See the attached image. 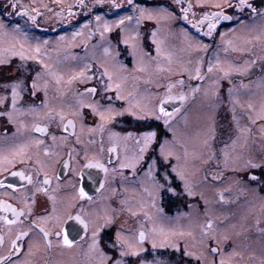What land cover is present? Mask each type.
<instances>
[{"label": "rangeland", "instance_id": "374dc122", "mask_svg": "<svg viewBox=\"0 0 264 264\" xmlns=\"http://www.w3.org/2000/svg\"><path fill=\"white\" fill-rule=\"evenodd\" d=\"M14 1L22 7L13 8ZM190 1L196 6H213L229 0ZM115 2L121 7H112L111 0H83V4L79 0H0V23L9 33L0 32V47L14 43L19 49L23 44L26 54L38 55V60L21 61L14 57L10 64L0 65V96L8 98L7 106H0V112L5 113L0 115V134L6 133L7 145L11 146L8 144L10 139H25L26 135L33 134L35 121L48 123L55 137L54 145L63 139V120L72 117L77 122L75 140L78 143L82 142L81 133L88 132L91 136L101 135V146L113 141L118 144L120 157L114 165V179H110L98 199L103 211L101 216H90L94 230L97 220L103 223L110 219L113 210L110 202L114 200V243L117 231L123 237L136 240L139 238L137 231L142 229L146 238L141 247L155 253L167 252L164 262L171 261L168 257L174 252L176 255L181 253L183 264H221L222 261L223 264H264V124L255 126L254 123L264 117V84L261 83L264 80V17L259 9L255 14L249 11L244 20L239 21L241 17L237 16L236 25L218 28L212 34L214 36L208 37L205 35L207 27L197 32L182 24L181 9L188 7L187 2L133 0V5L127 0ZM261 2L264 4V0ZM140 8L151 10L154 15L166 8L171 15L144 19L139 25L135 21H125L122 32L115 22L124 16H139ZM192 9L194 16L205 13ZM29 16H36L35 22ZM96 16H101L102 20L97 22ZM104 21L109 22L111 31L104 32L102 38ZM17 28L18 32L12 31ZM153 31L157 43H153ZM124 38L137 45L135 52L121 42ZM145 38L150 45L144 44ZM225 41H232L237 50L228 48L225 51ZM37 45L41 49L39 54L31 51ZM105 48L109 50L107 54ZM128 56L129 64L125 61ZM245 61H255L246 72L233 71L226 76L219 71L228 64L243 68ZM210 62L213 65L211 73L208 72ZM42 64L49 65L50 69H44ZM257 64L262 65V70L256 67ZM86 65L90 66L87 70ZM18 66L22 70L20 73L16 72ZM197 67L204 79L197 78ZM105 70L112 75L111 89H108L109 81L103 75ZM82 71L92 78L82 80L78 76ZM37 73L41 74V79L36 95L21 91L16 105L18 111H12V122H9L7 112L12 110L11 90L3 85L19 76L31 86ZM254 74L259 75L248 79ZM177 81H183V84ZM162 83L164 87L159 88ZM116 85H119L118 90ZM169 85L172 86L171 92L168 91ZM87 88L97 91L87 93ZM181 90L188 96L186 102L177 108L179 111L172 112L174 115L166 125L169 134L160 141L167 142L172 155L165 169L156 168L159 173L168 171L175 194L166 190L155 194L152 179L146 175L148 166L139 174L120 168L126 156L130 158L138 154L134 133L125 139L130 133L128 128L118 129V124L112 127L111 121L103 129L99 128V117L92 115L90 109L82 108L81 102L96 101L117 111L130 105L133 111H138L135 106L147 105L158 113L161 97ZM117 91L122 99H117ZM77 112H82L83 118ZM121 117L133 115L129 112L117 115L114 124ZM113 133L117 135L113 136ZM95 139L82 142L86 143L85 156L98 157L100 147ZM59 143L65 144L64 139ZM158 152L161 157L159 147ZM249 161L259 163L261 167H250ZM173 165L184 175V180L178 179L171 171ZM250 175L258 179L250 181ZM174 181L177 185L172 184ZM185 182L191 195L185 191ZM162 196L168 199L172 208L169 213L162 206ZM97 207L96 204L94 209ZM209 221L212 222L211 229L207 228ZM205 231L215 239L205 237ZM91 242L87 244L86 264H99V255L90 248ZM153 242L156 248H153ZM162 243L165 247H160ZM172 244H176L179 250L173 249ZM211 246L217 251L212 252ZM32 250L35 253L46 251L41 243L34 244ZM185 250L194 255L185 256ZM103 251L111 257L110 253ZM156 255L143 257L142 251L140 259L135 261L138 264L140 260L160 261ZM128 257L121 258L118 248H114L113 261L123 259L125 264ZM60 264H64V260H60Z\"/></svg>", "mask_w": 264, "mask_h": 264}, {"label": "flooded vegetation", "instance_id": "af4514ba", "mask_svg": "<svg viewBox=\"0 0 264 264\" xmlns=\"http://www.w3.org/2000/svg\"><path fill=\"white\" fill-rule=\"evenodd\" d=\"M181 1L182 3L187 2L188 7L190 5L191 9L194 7L196 12H198L197 10H201L205 13H212L220 10L214 7V5L196 6L190 0ZM252 1L253 0H250V3H252L253 7L259 9L258 11H260V8H263L262 5L264 4L261 0ZM238 2L239 0H229L228 3H226L235 5ZM14 3L18 4L16 1H14ZM224 5L225 4L221 5V7H224ZM190 8L186 14L187 20H181L182 24L197 32L205 29L207 23L193 27V25L200 20L202 15L199 17L198 15H192L194 11L193 9L190 10ZM225 11L226 14L232 16L233 19L220 21L216 25L215 30L218 28L221 29L225 26L230 28L238 23V21L236 22L235 17L240 16L241 19L239 21H241L247 17L249 11L252 13L247 7L242 10H237L235 7L225 8ZM181 14L182 16L185 15L183 12H181ZM214 32L215 31H213V33ZM144 44L146 46L150 45L146 38ZM244 53L245 52L242 54L244 55ZM125 61L128 64L130 63L131 60L129 56L125 57ZM256 67L259 70H262V65L257 64ZM21 71L22 70L20 69V72ZM258 75L254 74V76L248 79H254L258 77ZM202 76L204 77V75ZM244 80H246V78ZM28 84L29 83L27 82V85ZM147 85L148 87H152L151 83H147ZM163 87V83L159 85V88ZM183 93L186 96L181 105L172 110L165 109L168 113H172L175 109L179 108L186 102L188 96L184 90H181L178 93H169L162 96L159 100V105L164 97L168 95H180ZM26 94L30 95L31 89L26 90ZM68 118L72 117L65 118L62 124V131L64 132L62 135L65 142L63 145H59V141L62 142L63 140L62 138V140L56 141L53 145L52 142L54 141V135L52 134L51 126L48 123L38 121H35L32 125L33 136L28 134L25 136V139H10L8 144L11 146L7 145L5 138L6 133L0 134V153L2 152L0 154V162L3 163L0 164V204L11 205L18 211L24 210L25 212V215L21 216L19 221L11 226L6 225L4 221L0 219V238H2V242H0V256L6 257V260H0V264H60V260H64V264H86L87 244L92 241L93 232V222L91 221L92 219L90 216L91 214L92 216L93 214L101 216V212L103 211L102 203H99L98 199L108 187L110 179H114V165L120 157V152L118 144L114 143V141L103 145V149V146H101L102 139L99 133H97L96 136H91L90 133L83 132L80 136L82 137V142H88L90 139L96 137L97 139H95V142L98 147H100L98 157L85 156L84 147L86 143H78L75 140L78 131L76 119L72 118L74 126L67 129L65 125ZM254 123L255 126L264 124V118L256 119ZM38 125H43V129L46 132L36 131L35 128ZM111 126H116L118 129H121L122 127L125 129L127 127L128 132L134 133L135 135L134 144H136V139L139 138V135L143 132L155 131L157 133L155 140L145 153L144 159L137 164L136 169L121 168L122 171L139 174L149 166L151 160L157 162L156 168L158 170L166 168L168 162L163 161L158 152L160 141L166 138L169 134L163 117L161 119H156L151 116H146L144 119H138L135 116L121 117L115 122V124L114 119L111 120ZM37 140L41 141L42 144L40 143L38 145L36 143ZM72 141H74V143ZM70 142L73 144L70 145ZM114 146L116 150L115 160L114 151H109L110 148L114 149ZM136 146L139 148V145L136 144ZM21 149H23L22 152L20 151ZM46 151L48 153L47 155H45ZM6 160L7 162H4ZM97 162L100 167L95 166ZM89 164L92 166H88ZM103 169H107V171L103 172L101 178V185L103 186L94 193H88L86 188L82 185L83 175L84 177L89 178L88 181H91L97 178L96 176H98ZM13 172H22L25 176H31L32 183H29L28 180L21 179L20 176H13L11 174ZM45 177L49 179L47 185L43 184ZM9 185H12V187H9ZM93 188L94 186H92V189ZM81 189H83L85 193L84 198H81L79 195ZM49 197H52V199H49ZM96 204L98 207L97 209H94ZM110 205L113 207V210H111L109 215L112 222L101 230L99 247L110 253L113 260L114 248L110 247V245L114 243V228L116 227L114 225V200L110 202ZM28 208H31L30 214L27 211ZM0 217L13 219L11 211L7 208H0ZM77 217H79V219H77ZM81 221H83V223ZM85 223L88 225L87 228L84 226ZM100 223L102 222L100 221ZM41 228L48 233L47 241L44 239L43 233L40 231ZM20 231H29V235L22 237L17 242V246L20 249L19 252H9V249L11 248V240L15 239ZM139 231L143 230L139 229L137 231L138 237ZM65 235L70 241H72L71 247L63 244V238ZM39 243L45 247V253H35L32 249L30 253V245L34 246V244ZM214 247L215 246L211 249ZM215 249L217 248L215 247ZM166 253L167 252L165 251H156L155 253L154 251H147L144 248L143 257L157 254L156 256L162 260L163 264H183L181 253H177L176 255L174 252H171L172 254L169 252L171 255H169L168 258L171 261L164 262L163 257L166 256ZM137 259H140V256H129L128 261H126L125 264H138V262L135 261ZM187 264L198 263L187 262Z\"/></svg>", "mask_w": 264, "mask_h": 264}, {"label": "snow or ice", "instance_id": "6c2138e0", "mask_svg": "<svg viewBox=\"0 0 264 264\" xmlns=\"http://www.w3.org/2000/svg\"><path fill=\"white\" fill-rule=\"evenodd\" d=\"M79 2L81 4H83V0H79ZM97 2H101V0H97ZM129 5H133V0H127ZM177 3H179V0H176ZM112 3V7L114 8H119L121 7L120 4H117L115 2V0H111ZM13 8L16 7H22L16 3L12 4ZM71 7V6H70ZM191 6L189 5V7L186 8H182L181 11L183 13H185V15L182 17L183 19L187 20V12L189 11V8ZM214 7L220 9L219 11L216 12H212V13H204L202 15V17L200 18V20L197 21L196 24L193 25V27H197V25H203L205 23H207V28L208 31L205 33V35L207 36H211L213 34V31L216 28V25L222 21V20H231L233 19L232 16H229L226 14L225 8H232L235 7L237 10H242L243 8L247 7L249 8L253 14H255L257 12V9L255 7H253L252 3H250V0H239V2L235 5L232 4H227L225 3L224 7H221V5L219 3L215 4ZM33 12H36V9H32ZM136 11V7H133V12L135 13ZM139 16H135V15H131V16H124L121 17L119 20H117L115 23L117 25V27H120L121 31H124V25H125V21L128 22H132L135 21L136 25H139L141 23L142 20L147 19V20H152V19H156L158 16H170L171 13L165 8V9H160L156 15L153 14V12L151 10L148 9H144V8H140L139 9ZM27 14V13H24ZM39 14V13H37ZM71 15V12L69 13ZM57 15H59V13H57ZM260 15L261 17H264V8H262L260 10ZM29 19L32 20L33 22H35L36 20V16H29ZM97 20V22L102 20L101 16H96L95 18ZM13 32H18L19 29H13ZM111 31V25L109 24L108 21H104L103 23V32L101 33V37L103 38V34L104 32H109ZM0 32H3L5 35H8L9 33L6 31L5 29V25L3 23H0ZM81 33H75L74 35H80ZM155 36L156 33L155 31H153L152 33V37H153V43H157L155 40ZM224 34L221 33V37H223ZM90 38V37H89ZM64 38L61 37V40H63ZM132 40L135 39V37L131 38ZM257 39H259V37H257ZM122 43H124L125 45H128L129 47L132 48L133 52H135L137 45L135 43H130V39L129 38H124L121 41ZM47 43V42H45ZM226 44V48L225 51L228 50V48H232L233 51L237 50L235 48V46L233 45L232 41H225ZM204 47H207L206 45ZM33 53L35 54H39L41 49L40 46L37 45L35 48H33L31 50ZM105 53H108V49L105 48ZM160 49L159 46H157V52L159 53ZM14 57H19V59L21 61H25V60H38V55H28L26 54L25 50H24V45L21 44L20 48L17 49L16 45L14 43L10 44V46L8 47H0V65H8L12 62V58ZM219 60H217V65H219ZM255 61H252L251 63H249L248 61H245V66L243 68L240 67H236L232 64H228L227 68H219V71L223 72L226 76L233 72H246L248 67L251 66V64H254ZM42 67L46 70L50 69V66L47 64H42ZM86 70L90 68L89 65H86ZM213 71V65L211 64V62L209 63L208 66V72L211 73ZM16 72L19 73L20 72V67L18 66L16 69ZM49 74H51L49 72ZM104 76L107 77L109 84H108V89L112 88V75L105 70L103 73ZM196 75L197 78L199 79H204L203 76H200V68L197 67L196 68ZM78 76L84 80V79H91V76H87L86 75V71H82L80 73H78ZM76 77H73L72 79H75ZM41 79V74L37 73L36 77L32 79L31 81V95L35 96L36 95V90L39 89V83L38 81ZM57 83H59V78H57ZM177 83L179 84H183V81H177ZM213 83L215 84L216 81H213ZM262 84H264V80L261 81ZM5 88H10L11 90V111L7 112L8 115V119L9 122H12V111H18V109L16 108L17 105V101L18 98L20 96V92L24 91V90H28V85L26 83V80L22 77H17L16 79L12 80L10 83H6L3 85ZM117 90L119 89V85H116ZM171 88L172 86L169 85L168 87V91L171 92ZM96 89L95 88H87L85 89V92L87 93H92L95 94L96 93ZM195 91V89H194ZM232 89H229V93L231 94ZM83 95V94H81ZM45 96H47V92L45 91ZM123 97L120 96L119 91H117V99H122ZM7 97L6 96H0V106H7L6 105V101H7ZM167 100H172V99H178L183 101L185 99V97L181 94L179 96H175L173 97L172 95H168L166 97ZM165 103V99H162L160 101V107L158 108V113L156 110L154 109H149V107L147 105L144 106H135L137 107L139 110L138 111H133L132 107L130 105L129 108L127 109H123L121 111H117L115 108L111 107V106H103L101 105L99 102L96 101H90V102H81V107L82 108H88L91 110L92 115L94 116H98L101 124L98 126L99 128L103 129L104 125L108 122H110L111 120H113L117 115H123L124 112H129L131 115L137 117L138 119H144L146 116H155L156 119H161L162 117L164 118V123L165 125H168L169 123V119L171 118L172 115H174V113H168L165 108L162 106ZM249 107H251V105H249ZM176 111H179V109H177ZM4 112H0V115H4ZM78 116H80L81 118H83V113L82 112H77L76 113ZM235 118V117H234ZM264 118V117H261ZM254 122V121H253ZM69 124H71L72 122L69 121ZM68 125H65V127H67ZM36 131H44L43 128H40L39 126H37L35 128ZM91 131V129H90ZM113 136H116L117 134L113 133ZM132 134L128 133L127 136L125 137V139H127L128 137H131ZM157 136V133L155 131H146L140 134L139 138L136 139V144L139 145L138 148V154H134L132 157H125L121 163H120V168H131L133 170L136 169L137 164H139L143 159H144V155L145 153L148 151L149 147L152 145L153 141L155 140ZM53 139H55V137H53ZM36 143L39 145L40 143H42L41 141L37 140ZM21 152L23 151V149L20 150ZM109 151H114V149H109ZM159 151L161 154V157H163L165 162H168V158L172 155L171 151L167 149V142H163L160 143L159 145ZM20 154V153H17ZM47 151L45 152V155H47ZM6 159V158H5ZM156 164L157 162L155 160H153L149 166L148 169L146 171V175L152 179V183H153V188L155 191V194H160L162 190H166L169 193L175 194L174 189L172 188L171 184H170V177H169V173L167 170H165L163 173H159L156 170ZM250 167L253 168H259L261 167V164L259 163H252V161L248 162ZM88 166H92L91 164H89ZM97 167H100L99 163L97 162L96 165ZM105 171H107V169H105ZM172 172L176 173V176L178 179L180 180H184L185 177L184 175L177 171L176 166L173 165ZM13 176H20L21 179L23 180H28L29 183H32V178L31 176H25L24 173L22 172H13L11 173ZM158 177V178H157ZM213 179H218V177H213ZM258 178L255 175H250L249 176V180L250 181H255ZM49 183V179L47 177H45V179L43 180V184L47 185ZM103 186V185H101ZM9 187H12V185H9ZM42 190V189H41ZM185 191L191 195V190L189 188V185L185 182ZM151 194V193H150ZM81 198H84L85 193L83 191V189L80 190L79 193ZM49 199H52V197H49ZM221 199H223V195H221ZM34 202V201H33ZM0 208H7L9 211H11L13 219H8L7 217H0V219H2L4 221V223L8 226H11L15 223H17L19 221V218L21 216L25 215L24 210H17L16 208L12 207L11 205H3L0 204ZM29 212V214L31 213V208H28L27 210ZM77 219H79V217H77ZM83 223V221H81ZM112 221L110 219H106L103 223H100L98 220L96 221L95 225H94V230L92 232V242L90 245V248L92 250H94L95 252L98 253L99 255V264H124L123 259H115L114 261L112 260L111 257L107 256L105 254V252L99 247L100 245V240H99V236H100V232L101 230L108 226ZM85 228L88 227V225L85 223L84 224ZM207 228L211 229L212 228V222L209 221L207 224ZM40 231L43 233V237L44 239L47 241L48 240V233L46 231H44L42 228L40 229ZM29 235V231H20L15 239L11 240V248L9 249V252H19L20 249L17 246V242L25 236ZM59 235V234H58ZM204 236L205 237H209V233L207 231L204 232ZM145 233L143 231H141L139 233V238L136 240L127 238V237H123L121 235L120 231H117L116 233V240L115 243L111 244L110 247L113 248H118L119 250V256L121 258H123L124 256H133V257H139L140 253L143 251V248L141 247V245L143 244V241L145 240ZM227 238V237H225ZM209 239H215L214 236L209 237ZM0 242H2V238H0ZM63 244L65 246L71 247L72 246V241H70L68 239V237L65 235L63 238ZM153 248H156L157 245L155 242H153ZM32 245H30L29 251L31 253V249H32ZM160 247H165V245L162 243L160 244ZM171 247L173 249H176L177 251L178 246L176 244H172ZM212 252H216L217 249L213 248L211 249ZM184 255L185 256H190V255H194V253L189 252L187 250L184 251ZM0 260H6V257L0 256ZM140 264H163L162 261H154V262H146L144 260H140ZM221 264H223V261L221 262Z\"/></svg>", "mask_w": 264, "mask_h": 264}, {"label": "water", "instance_id": "95a60500", "mask_svg": "<svg viewBox=\"0 0 264 264\" xmlns=\"http://www.w3.org/2000/svg\"><path fill=\"white\" fill-rule=\"evenodd\" d=\"M182 95L184 97L186 96L184 93ZM172 96L175 97V96H179V95H172ZM166 97L163 98V99H165V103L162 105L166 110H172L175 107H178L179 105H181L183 103V101H184V100L181 101V100H178V99L167 100ZM69 121H71L72 123L69 124L68 123ZM66 125H68L66 127L67 129H69L70 127H73L74 126L73 119L72 118H68L66 120ZM38 126L40 128H44L43 125H38ZM44 132H46V131H44ZM115 158H116V150H115V146H114V160H115ZM104 171H105V169L101 170L100 173H99V175L96 176L97 178H95L93 180L90 179L91 181H88L89 178H86L83 175L82 185L84 186V188H86V190H87L88 193H92V192L94 193V192H96L101 187V184H102V179L101 178H102V174H103ZM92 186H94L93 189H92ZM140 232L141 231H139V233Z\"/></svg>", "mask_w": 264, "mask_h": 264}, {"label": "trees", "instance_id": "16d2710c", "mask_svg": "<svg viewBox=\"0 0 264 264\" xmlns=\"http://www.w3.org/2000/svg\"><path fill=\"white\" fill-rule=\"evenodd\" d=\"M172 184L177 185V183H176L175 181L172 182ZM162 197H163V199H162V206H163L164 210H165L167 213L171 212L172 208H171V206H170L169 203H168V199L165 198L164 196H162Z\"/></svg>", "mask_w": 264, "mask_h": 264}]
</instances>
